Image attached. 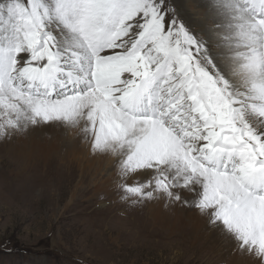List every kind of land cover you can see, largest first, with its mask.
<instances>
[{
  "label": "snow or ice",
  "instance_id": "obj_1",
  "mask_svg": "<svg viewBox=\"0 0 264 264\" xmlns=\"http://www.w3.org/2000/svg\"><path fill=\"white\" fill-rule=\"evenodd\" d=\"M54 124L264 264V0H0V137Z\"/></svg>",
  "mask_w": 264,
  "mask_h": 264
},
{
  "label": "rangeland",
  "instance_id": "obj_2",
  "mask_svg": "<svg viewBox=\"0 0 264 264\" xmlns=\"http://www.w3.org/2000/svg\"><path fill=\"white\" fill-rule=\"evenodd\" d=\"M50 126L0 137V264H238L219 231L194 232L187 220L169 230L149 214L160 202L133 206L116 200L113 184L96 189L114 178L115 157L93 152L78 129L52 134ZM67 178L73 188L87 182L70 196ZM160 205L172 221L173 207Z\"/></svg>",
  "mask_w": 264,
  "mask_h": 264
},
{
  "label": "bare ground",
  "instance_id": "obj_3",
  "mask_svg": "<svg viewBox=\"0 0 264 264\" xmlns=\"http://www.w3.org/2000/svg\"><path fill=\"white\" fill-rule=\"evenodd\" d=\"M61 127L62 126L59 125V124H55V126L51 125L50 128L48 129L49 130L48 132H51L52 134H60L59 131H60ZM61 134H62V132H61ZM34 179H36V178H34ZM73 181H74L73 178H67L66 183H65L66 184L65 188H63L66 192L70 193V196H73L75 193H77V190H79V187H81L80 185L82 183H86L87 182L86 180L81 178L79 180L78 184L75 185V187L73 188L72 187ZM106 182L107 183H105V185H103V186H99L98 185L97 186L98 188H96V189L107 190V186L109 184H113V178L110 179V180H106ZM86 187H87V185H86ZM60 191H61V189H60ZM99 195H102V194L99 193ZM160 203L157 205V207H153L151 210H149L150 217H151V219L153 220V222L155 224H159L162 227L166 226V227H168L169 230L173 231V230H176L178 226H182L187 220L188 222L191 223V227L194 229V232H195V229L198 230V226L203 224L205 227H207L209 229V234L213 233V229L208 227V225L206 224L205 220L199 215L197 217V216H194L193 214H191L189 212L190 209H186V208H183V207H173L172 210L174 212V217H172V221H171L170 218L168 217L169 215L167 213L165 214V212L162 210V206L160 205ZM172 215H173V213H172ZM119 224H120V222H119ZM124 224H125V222H124ZM113 225L116 226V224H114V222H113ZM177 231H179V230H177ZM218 235L223 236L220 232H218ZM197 237H199L198 233L196 234V236L194 238H197ZM209 239H211V237H209ZM221 240L222 239H219L217 237V235L214 236V242H216V243L218 242L219 243ZM228 246H231V243H229ZM237 257L238 256H236V255L234 256V258H237ZM238 264H242V261H241V259L239 257H238Z\"/></svg>",
  "mask_w": 264,
  "mask_h": 264
}]
</instances>
